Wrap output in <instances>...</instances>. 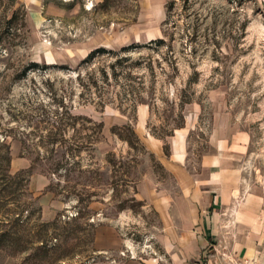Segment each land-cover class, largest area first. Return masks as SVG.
I'll return each mask as SVG.
<instances>
[{
  "label": "rangeland",
  "instance_id": "374dc122",
  "mask_svg": "<svg viewBox=\"0 0 264 264\" xmlns=\"http://www.w3.org/2000/svg\"><path fill=\"white\" fill-rule=\"evenodd\" d=\"M224 114L264 183V0H0V264H92L101 223L154 253L151 136L196 161Z\"/></svg>",
  "mask_w": 264,
  "mask_h": 264
},
{
  "label": "crops",
  "instance_id": "0c3cea01",
  "mask_svg": "<svg viewBox=\"0 0 264 264\" xmlns=\"http://www.w3.org/2000/svg\"><path fill=\"white\" fill-rule=\"evenodd\" d=\"M215 126L214 150L196 161L176 135L165 141L151 136L167 176L146 178L139 188L158 213V247L146 254L118 227L101 223L92 264H218L224 253L264 264V183L251 182L247 173L252 131L234 124L230 114Z\"/></svg>",
  "mask_w": 264,
  "mask_h": 264
},
{
  "label": "built area",
  "instance_id": "2783aa9c",
  "mask_svg": "<svg viewBox=\"0 0 264 264\" xmlns=\"http://www.w3.org/2000/svg\"><path fill=\"white\" fill-rule=\"evenodd\" d=\"M134 255V253H132ZM218 264H251L248 259L235 258L232 255L223 254V259Z\"/></svg>",
  "mask_w": 264,
  "mask_h": 264
},
{
  "label": "trees",
  "instance_id": "16d2710c",
  "mask_svg": "<svg viewBox=\"0 0 264 264\" xmlns=\"http://www.w3.org/2000/svg\"><path fill=\"white\" fill-rule=\"evenodd\" d=\"M156 40H158V39H154V40H152V41H156ZM131 46H135L134 44H132V45H128V46H125L124 48L125 49H128L129 47H131ZM101 50H105V48L104 47H101V48H98V49H96V50H94V51H92L90 54H89V56L87 57V59H85V61H87V60H90L98 51H101ZM33 65H35V66H37V65H39V63L38 62H35V63H33Z\"/></svg>",
  "mask_w": 264,
  "mask_h": 264
}]
</instances>
